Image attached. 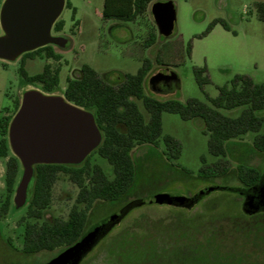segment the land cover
<instances>
[{
  "label": "rangeland",
  "instance_id": "obj_1",
  "mask_svg": "<svg viewBox=\"0 0 264 264\" xmlns=\"http://www.w3.org/2000/svg\"><path fill=\"white\" fill-rule=\"evenodd\" d=\"M67 1L71 7L65 6L58 19L65 23L63 30H52L53 35L68 39L64 48L51 45L61 55L59 61L45 56L28 58L24 64L21 57L16 61L0 59V120L4 113H13L15 102L22 99L24 91L38 89L44 92L40 84L26 82L21 73L22 66L29 76L43 72L47 63L59 67L60 82L53 94L62 96L68 78L80 76L84 65L91 66L99 74H136L146 59L153 63L150 76L166 68L180 79L179 87L168 94H156L147 86L149 94L162 100L175 98L186 103L197 98L209 103L208 98L217 97L219 87L230 84L237 74L248 75L256 83L264 84V20L257 12V4L264 0H170L177 11L176 30L168 38L158 37L151 47L145 45L148 33L156 27L150 11L134 21H120L103 18L105 0ZM4 2L0 0V16ZM215 20L226 23L229 29L217 23L207 33ZM2 33L0 18V35ZM158 58L164 65L156 62ZM204 67L206 73L203 76H207L209 82L202 89L195 68ZM138 104L148 120L149 113L143 103L138 101ZM242 110L239 107L222 112L237 117ZM162 123L163 135H172L181 142V157L168 160L164 156L166 148L162 139L158 148H137L134 158L138 177L134 187L119 202L97 203L89 211V227L139 198L159 194L186 198L212 186L239 188L242 184L235 172L238 163L264 169V155H257L250 149L257 133L248 132L243 136L245 144H234L231 148L233 169L230 174L203 178L199 174L203 165L201 158L205 156L208 164L219 158L209 153L208 135L202 130V121L184 120L178 114L165 112ZM263 133L264 126L259 134ZM1 138L0 135V141ZM11 153L14 154L12 150ZM7 160L0 158V203L7 195ZM90 161L99 164L110 179L114 178L113 167L106 159L93 154ZM22 173L23 168L16 188ZM15 192L11 210L0 222V264H45L63 249L24 258L20 250L25 225L20 220L26 215L27 207H15ZM77 194V186L61 175L54 186L53 201L45 219H66ZM259 230L264 232V213L250 216L244 211L242 196L215 190L193 208L151 203L134 209L80 264H264V236ZM9 239L17 250L10 247Z\"/></svg>",
  "mask_w": 264,
  "mask_h": 264
},
{
  "label": "trees",
  "instance_id": "obj_2",
  "mask_svg": "<svg viewBox=\"0 0 264 264\" xmlns=\"http://www.w3.org/2000/svg\"><path fill=\"white\" fill-rule=\"evenodd\" d=\"M161 0H105L103 18L120 21H134L146 12H151L152 3ZM66 6L71 3L66 0ZM260 19L264 20V2L257 4ZM154 19V18H153ZM155 22V21H154ZM222 23L215 20L208 28ZM64 21L57 20L54 30L64 28ZM156 25V24H155ZM159 36L157 27L148 33L146 47L154 45ZM191 52V44L188 47ZM45 56L59 61L61 55L51 45L27 52L21 56L23 64L28 58ZM156 62L164 65L159 58ZM153 69V63L146 59L136 74H99L89 65H84L80 76L68 78L64 97L71 103L91 111L103 134L100 146L79 165L39 164L34 168V177L28 189L27 213L20 220L25 225V232L20 253L32 256L43 251H55L72 247L89 227V211L99 202H119L125 199L134 187L138 177L135 150L142 146L158 148L162 139L168 160H177L182 154L181 142L172 135H163L162 115L165 112L178 114L184 120L199 119L203 132L208 135L209 153L219 160L207 163L201 158L199 174L203 178L229 175L230 156L234 144H245L243 136L248 132L257 133L251 150L257 155H264V133L259 134L264 126V84L256 83L250 76L237 74L230 84L219 87L217 97L208 98L209 103L191 98L186 103L175 98L160 99L148 93L147 80ZM21 73L30 85L40 84L45 93L53 94L59 86L60 68L47 63L43 72L29 76L22 66ZM200 87L209 82L206 68H195ZM116 75L113 79L111 76ZM141 101L149 113L147 120L140 110ZM21 99L16 100L14 111L4 113L0 120V158H7L5 171L6 198L0 203V222L8 215L12 205L22 165L11 153L8 139L10 123L18 111ZM242 107L241 114L232 117L222 110ZM8 110V109H6ZM93 154L106 159L113 167L114 178L110 179L103 168L90 158ZM187 173L188 170L184 169ZM236 176L242 189L248 193L264 184V169L246 163H238ZM65 175L78 188L75 204L68 217L55 218L52 222L45 219L46 211L53 201L54 186L59 177ZM237 194V193H236ZM240 195V194H239ZM241 196V195H240ZM140 199V198H139ZM8 242L12 245L11 240Z\"/></svg>",
  "mask_w": 264,
  "mask_h": 264
},
{
  "label": "water",
  "instance_id": "obj_3",
  "mask_svg": "<svg viewBox=\"0 0 264 264\" xmlns=\"http://www.w3.org/2000/svg\"><path fill=\"white\" fill-rule=\"evenodd\" d=\"M65 6L66 0H5L0 16L3 30L0 35V59L16 61L23 54L47 45L66 47L68 39L52 33ZM151 12L158 34L166 38L172 36L177 27L174 3L161 0L152 5ZM179 84V77L166 68L147 80V86L156 94L173 92ZM8 139L23 168L14 197L15 207L20 209L27 203L36 165H79L100 146L103 134L91 111L69 102L62 95L28 89L24 91L20 107L10 123ZM215 190L245 195L246 213L254 214L264 207V184L255 187L251 193L242 188L212 186L199 194ZM196 201V196L187 199L159 194L129 202L88 227L72 247L45 264H80L104 236L140 206L151 203L182 206Z\"/></svg>",
  "mask_w": 264,
  "mask_h": 264
},
{
  "label": "flooded vegetation",
  "instance_id": "obj_4",
  "mask_svg": "<svg viewBox=\"0 0 264 264\" xmlns=\"http://www.w3.org/2000/svg\"><path fill=\"white\" fill-rule=\"evenodd\" d=\"M54 28V27H53ZM204 189H201V190H198V191H196L192 196H190V197H186L187 199H189V198H192V197H197V201L196 202H194V203H190V204H187V205H178V204H169V205H175V206H181V207H184V208H193L205 195H207V194H209V193H207V194H203V195H200L199 193H201L202 191H203ZM234 193V192H233ZM236 194V193H235ZM239 195V194H238ZM242 197H243V199H244V202L247 200V197L245 196V195H241ZM261 213H264V207L263 208H261L258 212H256V213H254V214H249V213H246V214H248V215H250V216H255V215H258V214H261ZM53 221V220H52ZM51 221V222H52ZM259 232H263V231H261V230H259ZM218 235V234H217ZM216 235V236H217ZM237 235V234H236ZM228 236H230V237H232V238H234V237H236V236H231V235H228ZM228 236H226L225 238H228ZM263 236H264V232H263ZM218 237V236H217ZM10 247H12V248H14V250H17V248H15L14 247V245H10ZM23 247V246H22ZM21 251V250H20ZM22 254V253H21ZM23 255V254H22ZM24 256V255H23ZM29 256H24V258H28ZM51 260V259H50ZM12 263V262H11ZM11 263H4V264H11ZM195 264H210V263H202V262H199V263H195Z\"/></svg>",
  "mask_w": 264,
  "mask_h": 264
}]
</instances>
